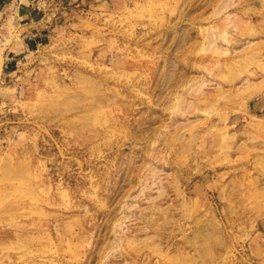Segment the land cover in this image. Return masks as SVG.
Listing matches in <instances>:
<instances>
[{"label": "rangeland", "instance_id": "1", "mask_svg": "<svg viewBox=\"0 0 264 264\" xmlns=\"http://www.w3.org/2000/svg\"><path fill=\"white\" fill-rule=\"evenodd\" d=\"M33 7L0 17V264H264V0Z\"/></svg>", "mask_w": 264, "mask_h": 264}, {"label": "crops", "instance_id": "2", "mask_svg": "<svg viewBox=\"0 0 264 264\" xmlns=\"http://www.w3.org/2000/svg\"><path fill=\"white\" fill-rule=\"evenodd\" d=\"M35 0H0V17L5 16L8 17L9 12L16 13L19 12L21 16L24 18L21 23L22 28L25 30L30 29H39L41 27V23L43 20L37 21L36 19L40 18L39 12L33 7V3ZM32 31L30 34H33ZM23 45V41H20L16 45V43L10 44L8 46L1 45L0 42V78H3L13 67V62H11V57L13 55L14 49ZM21 48V47H20Z\"/></svg>", "mask_w": 264, "mask_h": 264}, {"label": "built area", "instance_id": "3", "mask_svg": "<svg viewBox=\"0 0 264 264\" xmlns=\"http://www.w3.org/2000/svg\"><path fill=\"white\" fill-rule=\"evenodd\" d=\"M36 7H40V3H37ZM2 24H0V40L3 39V34L1 32Z\"/></svg>", "mask_w": 264, "mask_h": 264}]
</instances>
